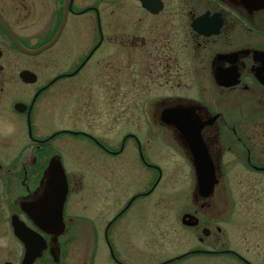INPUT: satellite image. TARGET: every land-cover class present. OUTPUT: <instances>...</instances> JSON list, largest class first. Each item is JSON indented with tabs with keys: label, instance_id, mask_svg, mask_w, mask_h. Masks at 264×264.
<instances>
[{
	"label": "flooded vegetation",
	"instance_id": "flooded-vegetation-1",
	"mask_svg": "<svg viewBox=\"0 0 264 264\" xmlns=\"http://www.w3.org/2000/svg\"><path fill=\"white\" fill-rule=\"evenodd\" d=\"M42 34L58 36L52 46L67 39L64 55L39 62L11 37L33 52L45 44ZM64 58L70 62L59 64ZM47 93L63 99V114L52 110L55 97L45 103ZM47 114L50 123L39 124ZM198 134L208 161L192 153ZM152 137L191 181L190 203L160 198L158 245L146 207L153 167L144 148ZM73 138L90 142L107 164L101 177L119 209L106 228L141 202L133 215L147 231L140 239L78 238L90 232L92 190L63 167ZM131 162L143 167L144 187L125 200L120 187ZM58 163L63 179L51 175ZM30 259L264 264V0H0V264Z\"/></svg>",
	"mask_w": 264,
	"mask_h": 264
},
{
	"label": "rangeland",
	"instance_id": "rangeland-1",
	"mask_svg": "<svg viewBox=\"0 0 264 264\" xmlns=\"http://www.w3.org/2000/svg\"><path fill=\"white\" fill-rule=\"evenodd\" d=\"M49 0H44V2L47 4ZM40 6H43L40 2ZM51 40V36H47V34H42L39 37V42L41 44L48 43ZM69 42L65 38H61L58 40V42L52 46L51 48H48L41 52L38 57L37 61L49 63L56 55L61 53L64 55V51L66 48V44ZM70 59V58H69ZM64 58L62 63L59 64H65L66 62L69 63L70 60ZM69 66V64H67ZM65 90V85L62 84L60 86V92L63 93ZM95 95H92L93 102L91 103L92 106H97L96 100L94 98ZM55 97L54 94L47 93L45 96V103L48 104L51 99V102L53 101V98ZM63 99H56L55 97V115L63 114L64 113V105L62 103ZM53 106L51 105L50 111ZM39 117H42L41 115H38ZM51 117V116H50ZM52 118H60L59 116H54ZM52 119L49 118L48 114L43 117L42 119L38 118V123L42 124L43 122L45 124H49ZM54 121V120H53ZM52 125H49L48 127H51ZM55 126V124H54ZM54 129L52 130V132ZM148 128L144 130L145 134L148 132ZM92 136L98 139L104 140L100 134L97 132V130L90 129L88 130ZM128 131L127 133H129ZM50 134V132H46L45 135ZM127 135L124 132L118 136L116 135L113 139V142L115 145H118L122 138ZM140 135V139L142 141V146L145 147L144 143V137L141 134V132L138 133ZM125 138V137H124ZM123 138V139H124ZM63 139V138H62ZM117 139H120L118 141ZM156 137H152V143L151 147L144 148L146 150L145 156L149 163H151L152 169L148 170L149 175L151 174V182H152V188L151 193L149 195V199L147 200L148 205L147 211L149 214V217L153 219V226L151 231V240H153V245H158L159 240L161 237L159 234H157L156 227H160L159 224H155L157 221V218L160 217L162 213V207L163 204L161 203L160 198L162 196L166 195V193L169 194L170 197L176 196L178 197V205L180 204H186L190 203L191 198L187 196V194L191 191V181H187V176L183 174V169L178 167V161L176 155L172 152V150L168 149L167 151L165 147H163L157 140H155ZM63 141V140H62ZM72 141V140H71ZM175 145V142H170ZM55 147L58 150V148H64L63 142L55 143ZM114 145L111 144V147ZM59 151V150H58ZM60 152V151H59ZM95 155H97L95 157ZM65 156V157H64ZM99 156H102V152L95 148L90 142L85 141L84 138H73L71 146L67 145V152L63 155V167L66 170L67 174L71 177L76 176L82 180L83 188L87 191L88 186L92 190L91 194V200L87 202L86 204V223L88 225V228L90 229V232H88V237L83 235V237L78 236L79 239H88V240H104L109 239L114 244H117L118 240H126V241H134L141 238V236H144V234L147 232L141 225H139L138 221L133 220L134 213H137L139 208L144 206L139 202L137 205H134L131 212H129V215L126 216V218L121 221L120 224L114 225V226H108L106 228V224L112 219L114 216L115 211L119 209L118 203L115 201L114 192L112 190H109L107 188V185L105 181L103 180L102 173H103V166L107 165L104 164L102 160L99 159ZM105 159L108 160L107 157ZM137 159V155L135 154L134 160ZM139 162V161H137ZM137 162H131V167H126L125 174H123V181L120 187V190H123V194L121 196L123 199L129 198L130 195L135 194L139 192L141 189L140 184H142V189L144 187L143 182L140 181L142 177L143 167L138 164ZM140 163V162H139ZM111 170V169H110ZM109 177L111 176L108 174ZM119 191V190H118ZM174 198V197H172ZM180 203V204H179ZM170 211L169 213H171ZM100 214L102 216H100ZM110 227V229H108ZM155 228V229H154ZM106 232V237L104 234V231ZM183 232V231H182ZM185 232V231H184ZM184 235V233H183ZM108 237V238H107ZM190 244V245H189ZM185 244L183 247H180V249H172L169 245L168 251H177L178 253L182 249H188L191 248V245L195 243H189ZM153 252H156L155 249H153ZM158 254V253H157ZM156 255V254H153Z\"/></svg>",
	"mask_w": 264,
	"mask_h": 264
},
{
	"label": "water",
	"instance_id": "water-1",
	"mask_svg": "<svg viewBox=\"0 0 264 264\" xmlns=\"http://www.w3.org/2000/svg\"><path fill=\"white\" fill-rule=\"evenodd\" d=\"M11 37H12V39L14 40V42L17 44V46H18L19 48H21L22 50L26 51L27 53L37 54V53H40V52H42V51L48 49L49 47H51V45H53V43L56 41V39H57L58 36H56L51 42H49L48 44L44 45L43 47H41L40 49H38L37 51H34V52H30V51H27V50L23 49V48L19 45V43L16 41V39H15L13 36H11ZM195 139H196L195 142L190 143V147H191V150H192L193 155H194V156H197V157H199V158H201V159H203L202 155L204 154V157H205L204 160L208 161V157H207V154H206V151H205L204 146H203V151H201V150L199 149V146L202 147V144L199 142V141H200V136H199V134L196 136ZM51 175H52V177H58V178L63 177V171H62L61 166L58 165V168H57L56 166H54V169H53V171L51 172ZM29 262H30V261H29Z\"/></svg>",
	"mask_w": 264,
	"mask_h": 264
}]
</instances>
